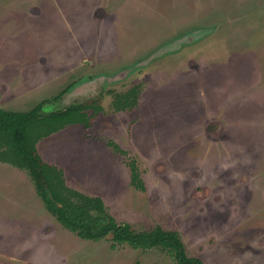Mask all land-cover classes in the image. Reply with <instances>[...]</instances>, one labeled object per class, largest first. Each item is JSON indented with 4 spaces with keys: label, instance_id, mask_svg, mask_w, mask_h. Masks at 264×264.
<instances>
[{
    "label": "rangeland",
    "instance_id": "374dc122",
    "mask_svg": "<svg viewBox=\"0 0 264 264\" xmlns=\"http://www.w3.org/2000/svg\"><path fill=\"white\" fill-rule=\"evenodd\" d=\"M93 80L43 107L105 109L89 128L41 140L43 160L119 223L178 231L204 264H264V0H0L2 109L28 112ZM135 85L139 106L114 112L113 94ZM131 160L144 192L130 184ZM15 200L18 209L0 202L15 219L0 221V264H172L156 250L82 240L35 196L43 221L30 191Z\"/></svg>",
    "mask_w": 264,
    "mask_h": 264
},
{
    "label": "trees",
    "instance_id": "16d2710c",
    "mask_svg": "<svg viewBox=\"0 0 264 264\" xmlns=\"http://www.w3.org/2000/svg\"><path fill=\"white\" fill-rule=\"evenodd\" d=\"M73 87L74 83L58 96L41 102L28 112L6 111L0 107V163L29 171L38 196L49 213L63 228L82 240H108L113 250L126 245L144 252L156 250L166 254L172 264H204L200 258L189 255L178 231L162 226L137 230L129 223H119L102 198L70 187L64 170L43 160L38 151L41 140L71 125L89 128L92 116L105 112L97 100L78 101L49 114L43 112L46 104L60 103ZM142 93V85H135L124 93L113 94V111H133L139 106ZM108 145L116 154L129 155L113 141H109ZM127 164L131 186L144 192L145 183L136 161L131 160Z\"/></svg>",
    "mask_w": 264,
    "mask_h": 264
},
{
    "label": "crops",
    "instance_id": "0c3cea01",
    "mask_svg": "<svg viewBox=\"0 0 264 264\" xmlns=\"http://www.w3.org/2000/svg\"><path fill=\"white\" fill-rule=\"evenodd\" d=\"M67 94H65L63 96L61 102L64 100V97ZM77 102L78 101H75L73 103H77ZM0 164H2V163H0ZM21 172H22V170H19V169L14 168V167H12L10 165H7V164H5V165L3 164L2 166H0V174H2L3 177L7 178V181L5 182V185H0V202L2 201L4 204L12 206L13 209L14 208L18 209V207L20 208L21 203L18 202L17 200H15L16 196L18 194H20V192H22L23 194L24 193L27 194V192L30 191L32 200H31V204H27V207L29 208L31 206V208L33 210H39L40 213H42V212L45 213V215L47 217H45V215H44L43 216V221H50V217L47 215L46 211L42 210V208H44L46 210H47V208L45 207V205H44L43 201L41 200V198L38 196V193L36 195L34 193V192H36L35 189H34L36 187H34V185H33L34 183L32 181V178L26 177ZM10 181H12L11 182V186L10 185H6L7 183H10ZM12 193H16V195H13ZM35 196H38L40 198L41 202L43 203L44 206L42 205V203L40 204V202H39V204L42 205V208L40 207V205L38 207V205H37V203L35 201ZM96 197H98V196H96ZM0 207L3 208V205L1 203H0ZM8 212L9 211L7 210V212L4 214V216H1L2 214L0 213V221H13V220H15V219L12 218V216H10V215L8 216Z\"/></svg>",
    "mask_w": 264,
    "mask_h": 264
},
{
    "label": "water",
    "instance_id": "95a60500",
    "mask_svg": "<svg viewBox=\"0 0 264 264\" xmlns=\"http://www.w3.org/2000/svg\"><path fill=\"white\" fill-rule=\"evenodd\" d=\"M97 82H98V80L96 81V80H93V81H89L88 83H81V84H76L71 90H70V92L66 95L67 97H65V99L66 98H71V97H77L78 95H80V92L82 91V89L85 87V86H87V87H91V86H97ZM65 99L63 100L64 102L63 103H65Z\"/></svg>",
    "mask_w": 264,
    "mask_h": 264
},
{
    "label": "flooded vegetation",
    "instance_id": "af4514ba",
    "mask_svg": "<svg viewBox=\"0 0 264 264\" xmlns=\"http://www.w3.org/2000/svg\"><path fill=\"white\" fill-rule=\"evenodd\" d=\"M1 107V106H0Z\"/></svg>",
    "mask_w": 264,
    "mask_h": 264
}]
</instances>
